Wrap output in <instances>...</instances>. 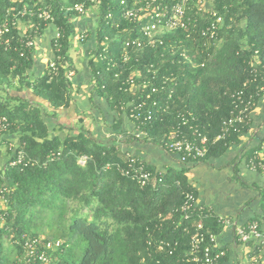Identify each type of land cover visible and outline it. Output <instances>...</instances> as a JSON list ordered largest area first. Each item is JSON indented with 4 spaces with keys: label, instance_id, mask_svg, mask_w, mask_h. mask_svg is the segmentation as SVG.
<instances>
[{
    "label": "trees",
    "instance_id": "obj_1",
    "mask_svg": "<svg viewBox=\"0 0 264 264\" xmlns=\"http://www.w3.org/2000/svg\"><path fill=\"white\" fill-rule=\"evenodd\" d=\"M119 1L98 0L94 9L97 46L93 53L98 58L97 63L89 60V67L96 94L119 114L121 104L147 95L150 97L144 112L151 110L156 115L159 108H169L160 120L141 127L145 136L139 142L164 148V136L179 122L177 115L189 113L209 140L208 153L201 161L219 157L237 144L240 135L236 133L214 144L212 140L230 114L232 94L241 89L253 91L261 83L250 64L257 58L264 69V0H212L224 19V26L218 32V47L204 46L198 37L187 40L185 32L176 31L163 35L161 45L128 50L130 61L124 65L123 41L137 37L138 32L120 18ZM34 3L49 6L61 38L58 51H54L59 58L55 60L56 75L44 74L30 85L31 93L46 102L52 111L66 109L72 100L67 77L72 71L68 53L75 39L74 21L78 17L65 8L84 3L91 11L94 4L91 0H0V18L11 7L18 10ZM107 14L112 18L106 19ZM203 22L199 17V26ZM117 39L119 47L115 45ZM182 53L188 61L182 62ZM33 55L34 48H20L18 52L0 45V87L13 78L23 82V75L32 68ZM109 60L117 62V66L108 67ZM150 66L153 68L147 73ZM121 69L123 73L117 79L115 75ZM137 69L148 86L142 95L133 96L124 93L121 84ZM153 88L157 89L156 93L151 92ZM258 100L257 97L255 104ZM153 102L158 106L153 107ZM0 117L7 118L8 132L20 135V147L30 162H36L27 168L5 171L2 184L7 194L0 232V264H19L17 257L22 254L24 241L43 235L48 240L62 242L61 248L49 252V264H188L184 261L188 235L182 227L190 226L192 220L175 228L180 220L175 210L182 202L183 192L195 194L188 184L186 169L157 172L160 183L140 188L117 173L115 165L122 162L125 154L116 148L114 141L96 140L85 130L63 140L49 138L39 110L29 106L28 101L20 102L14 109L0 102ZM249 128L250 125L242 133H247ZM253 150L246 154L251 155ZM57 153L59 156L50 159L51 154ZM83 156L87 161L81 166L78 160ZM157 175L155 172L156 180ZM169 214L171 218L166 219ZM202 223L207 233L222 232L214 218ZM161 239L176 243L171 255L157 251L156 243ZM3 240L15 242L10 245L16 258L10 259L9 251L4 254Z\"/></svg>",
    "mask_w": 264,
    "mask_h": 264
},
{
    "label": "built area",
    "instance_id": "obj_2",
    "mask_svg": "<svg viewBox=\"0 0 264 264\" xmlns=\"http://www.w3.org/2000/svg\"><path fill=\"white\" fill-rule=\"evenodd\" d=\"M94 7L98 0H91ZM120 18L133 26L138 32L137 37H128L123 41V47L126 50L121 54L122 65L130 61L128 50H140L147 47L163 43V35L176 31L186 33L185 39H198L204 41V46L218 47V32L224 26V19L218 10L213 6L212 0H120ZM68 13H74L80 21L88 15V10L84 3H74L65 8ZM199 17L204 22L199 26ZM112 15L107 14L106 19H111ZM25 21L29 24V29L14 36V32L19 28L18 23ZM37 22L34 24L33 22ZM53 25L55 27L52 38V50L58 51V40L61 38V30L54 25V18L47 4L34 3L32 5H24L21 9L15 10L13 7L7 9L0 18V45L5 50L14 49L20 52L22 49L35 48L34 38L41 26ZM132 29V30H133ZM75 40L84 42L86 35L83 32L76 31ZM105 40H107L105 38ZM103 46V43L102 45ZM182 62L189 59L181 54ZM98 58V57H97ZM94 53L91 59L97 63ZM104 59V58H103ZM55 60H59L55 56L53 61L47 64L46 73L49 77L56 75L58 69ZM181 61H178L180 63ZM108 67L115 68L117 62L109 60ZM254 76H260V84L253 91L245 92L243 89L232 94L231 110L227 119L222 122L219 133L212 140V144L224 141L233 133L239 134L240 137L247 134L242 133L245 127L251 124V113L255 109V99L264 97V69L260 67L257 58L250 64ZM153 67H147L146 72L149 73ZM45 73V74H46ZM123 70L117 72V79L122 75ZM154 79V78H153ZM256 81V80H255ZM147 82L141 77V70L137 69L129 75L121 84L124 93H130L133 96L142 95L147 89ZM245 87V85H244ZM152 93H156L157 89L153 88ZM150 95L146 97L139 96L136 100H131L126 104H121L120 111L125 115L127 120L133 125L132 131L120 134L116 137L115 146L119 149V144L127 141H138L143 139L145 133L141 127L151 125L156 120H160L163 112L169 111L166 106L164 109L159 108L158 114H154L151 110L144 112L146 101ZM143 98V100H142ZM158 103L153 102V107H157ZM179 122L172 126L164 136V149L167 153L176 156L182 164L198 162L203 160L208 153V138L201 133L200 128L196 124V119L192 114H178ZM9 122L6 117H0V136L7 133ZM11 151L10 160L3 166H0V232L4 225V210L6 205L7 188L2 184L5 171L7 168H27L36 164L30 162L25 152L20 147L9 145ZM251 149V148H250ZM244 150L241 161L246 169L250 172H259L264 174V142L251 155L246 154L248 150ZM125 154V153H124ZM59 156V153L51 154L50 159ZM87 161V157L79 158L78 164L83 166ZM109 165L106 166L108 168ZM117 173L124 178L136 182L140 188L155 186L160 183L161 179L155 178V172L147 170L145 164L138 158L125 154L122 162L115 165ZM180 215V220L175 228H180L182 222L189 223L190 226H183L182 230L188 235V253L185 257V263L188 264H222L226 257L225 249L219 247L217 236L214 233H207L202 223L203 220L214 218L217 223L224 228L233 230L234 239L241 245L247 247V264H264V208L259 219L249 221L244 224L215 215L210 209L199 205L196 196L191 191L183 192L182 202L178 209L175 210ZM169 214L166 219H170ZM15 242H11L14 245ZM148 245L151 242L148 241ZM60 240H48L45 237L35 239H27L22 245V254L17 257L19 264H49V252L56 251L61 248ZM176 243L168 240H158L156 249L158 252H167L171 255L174 252Z\"/></svg>",
    "mask_w": 264,
    "mask_h": 264
},
{
    "label": "crops",
    "instance_id": "obj_3",
    "mask_svg": "<svg viewBox=\"0 0 264 264\" xmlns=\"http://www.w3.org/2000/svg\"><path fill=\"white\" fill-rule=\"evenodd\" d=\"M81 20L74 21L75 33L80 30L79 32L86 35V40L79 42L73 39L68 53L72 66V71L67 74L72 89L69 107L52 111L46 102L35 98L30 89V85L46 73L47 64L55 59L52 50L55 30L53 25H43L39 28L40 31L38 30L39 33L37 31L38 34L36 33L34 38L32 68L23 75V82L13 78L8 80L7 85L0 87V102L14 109L19 107L20 102L28 101L29 106L39 110L49 130V138L59 137L63 140L67 136L74 137L79 131L85 130L96 140L116 143L115 139L118 135H125L134 127L125 115L114 111L94 90L89 60H92L91 55L97 46L94 35L97 21L94 13L87 20ZM18 26L16 34L29 29V24L25 21L19 22ZM263 142L264 97L258 100L251 113V124L247 134L239 137V142L231 145L219 157L182 164L161 145L130 141L119 144V149L125 154L138 158L155 172L186 169L188 184L193 188L199 205L210 209L217 216L230 219L237 224H244L261 216L264 208V174L250 172L243 165L241 157L247 147L256 149ZM19 143L18 133L7 132L0 136L1 167L11 158L9 145L18 147ZM191 177L195 180L199 179V183L195 185L191 182ZM221 231L217 236V243L226 251L222 264H247V247L234 239L231 228H224Z\"/></svg>",
    "mask_w": 264,
    "mask_h": 264
},
{
    "label": "rangeland",
    "instance_id": "obj_4",
    "mask_svg": "<svg viewBox=\"0 0 264 264\" xmlns=\"http://www.w3.org/2000/svg\"><path fill=\"white\" fill-rule=\"evenodd\" d=\"M95 7L91 10V11H89L88 12V16L87 17H85V18H82L84 21L85 20H87L88 18H89V16L90 15H92L94 12H95ZM92 12V13H91ZM82 21V20H81ZM94 21V20H93ZM95 22V21H94ZM86 24V23H85ZM89 26H91V25H89ZM88 26V27H89ZM80 31V30H79ZM115 45H116V47H119L120 46V41L117 39V40H115ZM191 182H193L195 185H197L198 183H199V179L198 180H195L193 177H191ZM43 237H44V235H43ZM10 243L11 242H9V241H4L3 240V247H6V249L5 248H2L3 250H4V254H8V251H9V257H10V259H14V258H16V254H15V252H13L12 251V247H11V245H10ZM13 246V245H12ZM246 261V260H245Z\"/></svg>",
    "mask_w": 264,
    "mask_h": 264
}]
</instances>
